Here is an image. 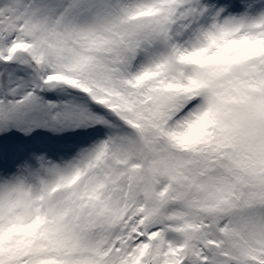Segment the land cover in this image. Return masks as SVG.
Instances as JSON below:
<instances>
[{"label":"snow or ice","instance_id":"obj_1","mask_svg":"<svg viewBox=\"0 0 264 264\" xmlns=\"http://www.w3.org/2000/svg\"><path fill=\"white\" fill-rule=\"evenodd\" d=\"M0 264H264V0H0Z\"/></svg>","mask_w":264,"mask_h":264}]
</instances>
